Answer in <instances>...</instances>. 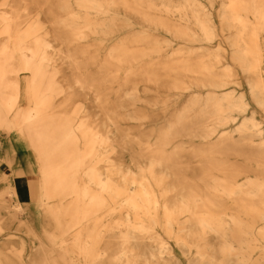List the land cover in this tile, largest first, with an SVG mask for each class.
Listing matches in <instances>:
<instances>
[{"label":"bare ground","instance_id":"bare-ground-1","mask_svg":"<svg viewBox=\"0 0 264 264\" xmlns=\"http://www.w3.org/2000/svg\"><path fill=\"white\" fill-rule=\"evenodd\" d=\"M85 90L101 129L72 107ZM3 114L61 228L32 232L48 251L31 264H264V0H217L215 18L200 0H0ZM24 168L0 174L9 219L33 201Z\"/></svg>","mask_w":264,"mask_h":264},{"label":"rangeland","instance_id":"rangeland-1","mask_svg":"<svg viewBox=\"0 0 264 264\" xmlns=\"http://www.w3.org/2000/svg\"><path fill=\"white\" fill-rule=\"evenodd\" d=\"M183 1V0H181ZM203 6L212 13V17L215 18L217 13V0H210L206 2L200 0ZM34 14L33 12L31 13ZM43 19V18H42ZM132 27L136 31H140L143 35H150L162 42L163 45L168 47L169 55L178 52L181 49H186L185 44L182 41L174 38L170 34L165 32H155L147 29L145 26H140L139 24H133ZM200 44H194L193 50H198ZM20 88L22 92L24 91V86L26 79L29 77V74L26 72H20ZM78 95L75 97L72 103V107H81L88 115L89 123L92 124V127H95V130L101 129L97 127L100 124L99 119L101 115L99 113L97 103L95 102L93 95L88 90L77 92ZM176 100V98L174 99ZM181 101L182 99H177ZM22 104H26L24 99H21ZM23 105L22 107H24ZM6 120V121H5ZM13 117L3 114L0 119V174L5 179H12L13 172L10 170V166L19 167L22 169L26 166L28 161L29 169L24 168L22 174H25V180L33 185V201L32 204L28 205L23 212L15 211V220L9 219L7 212L9 210H1L0 215H4L6 218V224L4 225L2 240L0 241V249L6 251L7 253L13 251L14 254L11 255L10 262L11 264H31L29 257L33 254H38L39 256L44 257L48 249H44V245L41 246L42 241L37 240L34 236V233L38 237L49 239L51 236H59L58 232L61 230L57 223H54L53 219L47 217L43 213L42 208L40 207V196H39V183L40 178L38 175V165L36 164V159L32 150L26 142V136L24 132L17 130V127H12L11 130H7L8 126L10 127L13 124ZM26 155V156H24ZM0 179V207L10 206L11 196L8 194V189L6 188L7 180ZM21 211V210H20ZM24 220V223H18L19 221ZM5 241V242H4ZM1 242H4L2 244ZM16 254V255H15ZM38 257L37 259H40Z\"/></svg>","mask_w":264,"mask_h":264}]
</instances>
